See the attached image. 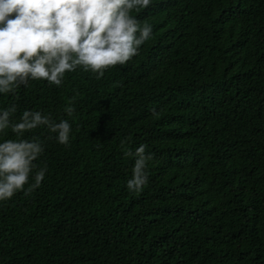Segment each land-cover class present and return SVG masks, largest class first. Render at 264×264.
I'll use <instances>...</instances> for the list:
<instances>
[{
    "label": "trees",
    "instance_id": "16d2710c",
    "mask_svg": "<svg viewBox=\"0 0 264 264\" xmlns=\"http://www.w3.org/2000/svg\"><path fill=\"white\" fill-rule=\"evenodd\" d=\"M132 14L152 34L126 64L0 94L15 122L34 110L71 124L67 146L46 126L24 133L44 152L0 201V264H264V0H151ZM141 144L153 159L132 192L126 153Z\"/></svg>",
    "mask_w": 264,
    "mask_h": 264
},
{
    "label": "clouds",
    "instance_id": "9594fccd",
    "mask_svg": "<svg viewBox=\"0 0 264 264\" xmlns=\"http://www.w3.org/2000/svg\"><path fill=\"white\" fill-rule=\"evenodd\" d=\"M151 0H0V94H15L30 81H47L57 87L66 73L82 68L104 76L105 71L138 55L152 34V27L132 14L150 6ZM15 104L0 110V133L6 129L17 139L0 142V201L12 198L28 184L36 161L44 152L39 138L23 135L46 126L57 141L67 146L71 124L54 121L40 111L25 110L18 122ZM75 109L67 106L71 116ZM153 109V115H155ZM123 144L124 141H121ZM132 178L127 188L139 192L147 183L151 153L146 145L135 149ZM47 168H39L25 195L41 185Z\"/></svg>",
    "mask_w": 264,
    "mask_h": 264
}]
</instances>
